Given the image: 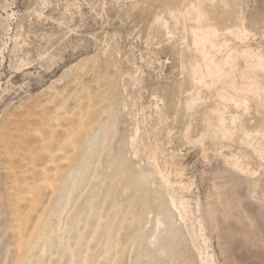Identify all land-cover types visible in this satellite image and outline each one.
<instances>
[{
    "label": "rangeland",
    "instance_id": "rangeland-1",
    "mask_svg": "<svg viewBox=\"0 0 264 264\" xmlns=\"http://www.w3.org/2000/svg\"><path fill=\"white\" fill-rule=\"evenodd\" d=\"M185 1L0 0V264H199L179 227L169 226L168 211L171 193L186 195L193 210L198 201L204 206V185L213 193L220 179L202 146L183 139L193 121L184 103L194 89L180 47L192 38L180 20L168 27L160 19L167 7L183 14L192 0ZM222 8L210 16L231 46L244 44L233 33L244 26L246 44L264 55V0ZM244 63L238 60L241 69ZM201 98L212 105L208 91ZM251 172L250 196L264 205V168ZM209 238L214 264L237 257V248L223 251Z\"/></svg>",
    "mask_w": 264,
    "mask_h": 264
},
{
    "label": "bare ground",
    "instance_id": "bare-ground-1",
    "mask_svg": "<svg viewBox=\"0 0 264 264\" xmlns=\"http://www.w3.org/2000/svg\"><path fill=\"white\" fill-rule=\"evenodd\" d=\"M160 2L163 3L162 1H160ZM160 2H159V4H161ZM185 2L188 3L189 1L186 0ZM234 2H235V0H192L189 5L188 4L186 5V7H188V8L185 10V12L183 14H182L181 10H173V9L168 10V7H167V8H165V11H167V15H168L167 20H165L163 16H161V19H160V21H163L165 26L168 25V27H170L169 26L170 20L173 22H174V20L176 22H177V20L178 21L180 20L179 22H181L180 24H182L183 33L185 32L187 34L189 32L191 35V38H192L191 47L190 46L180 47V48H182L181 51H183V53H186L187 55H189L188 58H190V61H189L188 65L186 66V64H185V66H183L181 68L182 69L184 68L183 71H185L187 76H188V79L190 81V86H192L194 89V90L192 89L193 90L192 92L190 91L192 94L189 93L190 95L186 96V98L187 97L188 98H187V100L185 99L186 102L184 103L186 105L185 109L187 110V114L188 113L190 114V118L193 121L189 120L190 121L189 124L186 126V128L183 131V139H184L185 143L189 144V146L190 145L191 146H194V145L195 146L196 145L202 146L203 152L207 153L211 157L212 161L209 165L211 172L213 174H215L218 178H220L219 184H217V187L215 186L213 188L214 189L213 193L208 189V185H206V184L204 185V187H205L204 190L206 191V194H207L205 197L204 206H203V203L198 201L196 203L195 209L193 210L190 206V202H189L188 198L185 197L186 195L183 196V195L177 194V193L176 194L171 193V196H169V200H168V203H169L168 211L170 213H171V211L173 213L174 212L177 213L178 218L180 220V223H176V221L173 217V213H171L172 218L169 217V219H171L169 221V226L174 228V229L179 227L175 232H177L179 234L182 241L187 239L193 245V246L192 245L191 246L196 249V252H197L196 257L198 259L199 264H214L213 263L214 261H212V259L215 255L211 254V252H209L210 250L208 251V247L210 244L209 234L211 236L213 235V236L217 237L221 250L226 251L227 249L234 250L233 249L234 247L237 248V251H236L237 257L234 256L232 258L231 263H233V264H264V205H261L260 203L255 202L250 196V193L252 192L251 191L252 186H253L252 184L255 182L253 177H251V175H250V173L252 174L251 170H252V168H256V170H257V166L264 168V55L262 54V52L260 53L257 51L256 52L253 51L254 49L252 50L250 48V46L246 44V39L248 38V36H250V34L248 33V31H246L244 26H243V28L242 27L241 28L240 27H236V28L234 27L235 30L236 29L237 30H236V32H233V33H235V35H237L235 37V39H237L236 41L243 40V41H245L244 44H241V42H239V44H240L239 47L231 46L230 41H228L227 36L225 35V34H227L226 31L222 32V28H221L222 26L221 27L217 26V23L216 22L214 23L215 17L211 18V16H210V13L213 11V9H214V7H216V5H220V7L222 6L223 8L228 9L229 5L231 3H234ZM164 3H165V1H164ZM171 3H172V0H171ZM175 3L176 2H174V4ZM181 3L183 4V2H181ZM178 4L180 6V3H178ZM162 5H164V4H162ZM162 5H161V8L163 7ZM166 6H167V4H166ZM170 6H169V8H170ZM172 6H173V4H172ZM177 8H178V6H177ZM218 10H221V9H218ZM165 11H163V12H165ZM226 12H227V10L224 13H226ZM164 14L165 13H163L161 15H164ZM234 15H236V14H234ZM157 17H156V20L159 18V17L158 18ZM217 17L218 16H216V18ZM238 17H239V15H238ZM218 20L219 19L217 18L216 21L219 22ZM222 20L220 19V22H223ZM237 20H239V19L237 18ZM237 20H236V22H237ZM158 22L159 21L157 20L154 24H156ZM176 22H175V25L179 24V22L177 24H176ZM220 22L218 23V25L221 24ZM240 24L244 25L243 21ZM158 25H159V23H158ZM234 25H236V24H234ZM168 27H165V28L168 29ZM175 28H177V27H175ZM219 28H221V29H219ZM166 29H165V31H166V36H167L168 31ZM227 29H228V27H227ZM170 32H172V31L170 30ZM227 32L232 33L230 30H228ZM178 34L181 35V33H178ZM228 36H230V34ZM172 37H175V36H172ZM182 37H183V35H182ZM180 38H181V36H180ZM180 38H178V39H180ZM185 38H187L186 41H188V37H185ZM171 40H173V39H171ZM171 40H169V41L171 42ZM247 40H249V39H247ZM175 41H177V40H175ZM170 42H168V43H170ZM181 46H182V44H181ZM183 46H184V44H183ZM183 48H184V50H183ZM183 53H182V55H183ZM177 54H180V52L179 53L177 52ZM240 58L245 60V63L242 64V65H245L244 69H241L240 68L241 66H238V60ZM183 60H184V55H183ZM185 72H183V73L185 74ZM203 90H206L210 93V97H211V101H212L211 106H207V104H209V103L206 104L205 100L204 101L202 100L201 94H202ZM208 100H209V95H208ZM211 101H209V102H211ZM196 118H198L200 120V124L197 125L196 127H194L195 126V125H193L194 119H196ZM112 126H114V125H112ZM69 131H71V130H69ZM77 131L78 130H76V132ZM80 134L78 135V137L80 136ZM71 135H73V134H71ZM180 135L182 136V133ZM74 136H76L75 133H74ZM81 136H83V135H81ZM71 139H73V136L69 137L68 141H70ZM137 139L133 138L132 139L133 143L136 142ZM76 141H75V143H76ZM87 141H85V143H87ZM47 142H48V140H47ZM77 143H79V142L77 141ZM147 143H148V141H147ZM72 144H74V142ZM80 145H82V144H80ZM156 145H157V143H156ZM135 146H136V144H135ZM76 147H73V148H75V151H76ZM44 148H47V147H44ZM80 148L77 151H79ZM48 149H49V147H48ZM208 151H210V152L213 151V154H212V152H211V154L208 153ZM134 152L138 153L137 151H134ZM154 152H156V151H154ZM72 153H74V152H72ZM78 153L79 152H77V154ZM136 153H135V155H136ZM80 155H82V154H80ZM80 155H78V156H80ZM149 155H150V153H149ZM55 156H57V155H55ZM73 156H75V155H73ZM78 156L73 157V158H76L75 159L76 161H74V162L75 163L77 162V164L84 163V162L78 163V161H77ZM88 156H89V154H88ZM64 157H63V159H64ZM90 157L92 158V152H91ZM90 157H89V159H90ZM71 158L72 157H70V159ZM84 158H86V157H84ZM70 159L65 160V161L66 162L70 161L69 163L71 164ZM50 160H52V157L50 158ZM56 160H58V159H56ZM85 161L88 163L87 160H85ZM52 162H54V161H52ZM90 162L93 163V159L91 161L89 160V163ZM34 163L37 164L36 162H34ZM49 163H51V162L49 161ZM35 164L33 166H35ZM93 164H95V163H93ZM157 164H155V165H157ZM61 165L64 166L63 164H61ZM61 165L57 164V167L61 166ZM83 165H85V164H83ZM90 165H92V164H90ZM158 166H159V164H158ZM43 167H45V166H43ZM73 167H74V165H73ZM27 168L28 167H26V169ZM26 169H25V171H26ZM43 169H42V171H43ZM67 169H69L68 166H67ZM74 169L76 170V168H74ZM86 169H87V167H86ZM158 169H161V168L159 167ZM57 170H59V169L57 168ZM80 170H82V169H80ZM44 171H47L46 168ZM86 171L87 170H85V174H86ZM89 171H90V169H89ZM52 172H54V174H55L56 170L52 171ZM60 172H61V173H59L60 176L62 173H63V175H65L64 171L63 172L60 171ZM80 172L78 174H80ZM158 173H160V172H158ZM161 173H160V175H161ZM176 173H178V172H176ZM56 174H58V173H56ZM76 176H78V175L76 174ZM56 177H57V175L55 176V179H57ZM212 178H213V176H212ZM51 179H54V178H51ZM164 179H165V182L168 183V185H169V183L172 182V181H170V177L168 179L163 178V180ZM160 180H162V179H160ZM48 182L49 181H47V183ZM71 182H73V181L71 180ZM71 184L72 183H70V185ZM249 184H251V187H249ZM182 185H183V183H182ZM50 186H51V184H50ZM248 188H251V190H250L251 192H249ZM42 189H45V188H42ZM169 189L172 190L171 188H169ZM178 189H180V188H178ZM20 190L22 191V189H20ZM68 190H70V189L68 188ZM74 190L75 189L73 188V191ZM52 191H54V189ZM176 192H177V190H176ZM21 193L22 192H20V194ZM66 194H68V192ZM262 197L264 198V196H262ZM26 199L28 200L27 197H26ZM32 200H34V199H32ZM66 200H67V198H66ZM24 201H26V200H24ZM34 202H35V200L32 201V203H34ZM67 203H68V201H67ZM34 204L36 205V203H34ZM29 205H32V204L29 203ZM168 215H169V213H168ZM157 219L159 220V218H157ZM135 220H138V219H135ZM158 220L156 221L157 223H158ZM162 221L163 220H161V222L159 221L160 226L164 224V222H162ZM179 225H181V226L183 225V226L180 228ZM54 229H55V227H54ZM164 229H165V227H164ZM171 231L173 232V230H171ZM19 232H20V229H19ZM26 235H27V233H26ZM32 235H30V237H32ZM20 240H22L21 242H22V244H24L23 239H20ZM24 240L26 241V239H24ZM21 242H20V244H21ZM183 243H187V242H183ZM19 245H18V247H19ZM25 245H26V243H25ZM18 247H17V249H18ZM27 247H29V246H27ZM187 247H188V245H187ZM24 248L26 249V246H24ZM29 248L31 249V248H33V246L29 247ZM29 248H27V249L29 250ZM182 248H183V246H182ZM87 249H89V248H87ZM20 251H22V249ZM88 251L89 250H87V253H88ZM41 252H42V250H41ZM32 253H33V250L31 252V254ZM231 253H233V252H231ZM224 254H227V253H224ZM230 254H228V256ZM177 255H179V254H177ZM19 256H21V255H19ZM231 256H233V255H231ZM40 258H42V257H40ZM225 258H227V257H225ZM42 260H44V258L41 259V261ZM187 262H188V260H187ZM44 263H45V261H44Z\"/></svg>",
    "mask_w": 264,
    "mask_h": 264
}]
</instances>
